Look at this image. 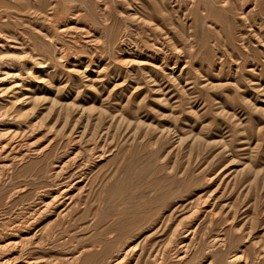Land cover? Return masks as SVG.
Instances as JSON below:
<instances>
[{
  "label": "rangeland",
  "instance_id": "obj_1",
  "mask_svg": "<svg viewBox=\"0 0 264 264\" xmlns=\"http://www.w3.org/2000/svg\"><path fill=\"white\" fill-rule=\"evenodd\" d=\"M4 9L0 30L23 33L46 66L17 105L43 151L2 172L0 236L55 186L52 163L77 137L105 154L76 205L33 227L30 264H108L124 246L122 264H264V0H0ZM64 23L85 30L56 33Z\"/></svg>",
  "mask_w": 264,
  "mask_h": 264
},
{
  "label": "bare ground",
  "instance_id": "obj_2",
  "mask_svg": "<svg viewBox=\"0 0 264 264\" xmlns=\"http://www.w3.org/2000/svg\"><path fill=\"white\" fill-rule=\"evenodd\" d=\"M9 15L10 13L7 9L0 11V22L6 21V18ZM52 15L53 12L50 10V12L46 14L47 19L51 21ZM70 24H55L54 30L58 34L72 33L73 30H85V28H77ZM86 31L85 33L87 34H84V37L87 39L90 34ZM63 53L61 47L56 48V58L62 59L64 57ZM45 66L46 65L43 61H40L35 57L33 50L28 49L27 38L23 33L19 34V32H13L12 34H9L0 30V176L4 170L11 167L15 162L32 155H38L43 151L40 149L41 147L36 148L34 145H31L30 141V143L28 142L29 131H33V126L29 123H22V113L17 109V105L20 103L18 98L19 93L21 89L24 88V85H27V82H30L28 81L30 75L33 74V72H42ZM99 141L93 140L88 146L86 145V148H83V146L80 145L79 138L72 137L69 140L65 155L61 157V159L52 163L48 174L54 181H56L55 186L40 193L36 202L30 207L28 214L24 216L22 220L13 225L14 227L10 228V231L7 230L8 232H4L5 234L0 236V264H30L34 262L33 259L29 257V250L36 242L37 233L35 231L32 232L33 227L39 225V223L49 217H54V219L63 218L70 210V207L76 205L79 195L85 190L86 183L84 182L88 180L89 172L92 167L97 164L96 162L102 159L105 154L106 150ZM200 206L202 207V203ZM209 221L211 220L209 219ZM46 230L47 228L44 226H39L37 228V231H40L41 233L46 232ZM192 233V229L186 230L183 237L188 239L192 238ZM211 243L212 245H219L220 243H223V237L216 235L211 239ZM185 246V243L180 244L179 250L175 254L176 262L185 257ZM131 252V248L124 246L119 255H117L115 259H112L108 264H122L130 256ZM240 258L239 254H234L230 260H239Z\"/></svg>",
  "mask_w": 264,
  "mask_h": 264
}]
</instances>
